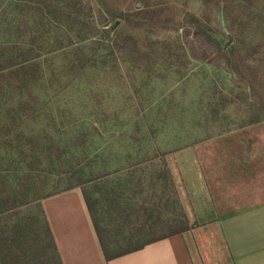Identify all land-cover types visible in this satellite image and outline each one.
I'll return each instance as SVG.
<instances>
[{
  "label": "rangeland",
  "instance_id": "374dc122",
  "mask_svg": "<svg viewBox=\"0 0 264 264\" xmlns=\"http://www.w3.org/2000/svg\"><path fill=\"white\" fill-rule=\"evenodd\" d=\"M39 1L63 25L45 35L82 42L0 76V264L56 262L41 201L73 186L92 199L111 248L138 210L143 235L188 227L202 243L200 174L217 210H231L264 165V0H110L130 10L125 23H104L96 0H29L32 21ZM121 145L158 149L168 175L146 159L117 172Z\"/></svg>",
  "mask_w": 264,
  "mask_h": 264
},
{
  "label": "crops",
  "instance_id": "0c3cea01",
  "mask_svg": "<svg viewBox=\"0 0 264 264\" xmlns=\"http://www.w3.org/2000/svg\"><path fill=\"white\" fill-rule=\"evenodd\" d=\"M263 166L255 168L250 187L239 189L236 198L244 200L231 210H217L205 176L200 174L209 199V223L197 229L203 235L202 243L194 230L195 238L187 230L108 261L80 188L48 195L41 205L62 264H264Z\"/></svg>",
  "mask_w": 264,
  "mask_h": 264
},
{
  "label": "trees",
  "instance_id": "16d2710c",
  "mask_svg": "<svg viewBox=\"0 0 264 264\" xmlns=\"http://www.w3.org/2000/svg\"><path fill=\"white\" fill-rule=\"evenodd\" d=\"M28 3L29 0H0V31H2V35L0 34V76L2 72L8 67L20 65L26 61L39 58L41 56H51L56 55L59 52L62 53L70 46L82 42L81 38L79 39L71 37L69 33H61L62 31L59 33L47 31L48 33L47 35H45V33L41 31L42 29L50 27L53 24L63 27L62 23H60L59 21H52V18L49 17L48 13L43 12L44 5L40 1L35 4L37 6V12L40 13V18L32 21L24 14L25 8H27ZM96 4L99 7L100 17L104 19V23H108V17H115L119 20V23H125L127 18L130 16L129 9L120 10V8H118L117 10V7H112V2L110 0H96ZM182 24V22L178 23V25ZM37 27H40V29H38ZM109 27L110 25L104 24V26L101 28V33L107 35L109 33ZM68 60L69 64L73 67L77 65L75 58H69ZM28 104L31 105V102H29ZM33 105L34 104L32 102L31 110L35 111L36 108L33 107ZM43 105V107H38L37 109H39L40 111L44 110V108L47 109V104L44 103ZM57 132L59 134H62L63 131L59 129ZM59 134H57V136H59ZM52 138L50 139L51 142H53ZM113 149H117L116 151L118 153L119 151H121V160H124L123 162H125L124 169H119L117 170V172L123 173V171L129 170V168L131 167L141 165L143 163L142 160L146 159L149 163L151 161L157 160L154 167L160 165L162 166V168L155 169L160 178L162 177V175L167 176L169 173L165 165V154L160 152L158 149L153 148L152 150H144L140 147L130 149L123 145L113 147L112 150ZM132 157H134L136 160V162L133 164L127 162V160ZM108 176L109 174L107 172V174L103 175L101 178H103L102 180H105ZM74 187L79 186H73L67 189ZM80 190L87 206V210L89 212L90 219L95 230L101 251L107 261L137 251L143 248L145 245L158 241L165 237L188 230V227H178L176 230L170 231L166 235L158 237H148L147 234L143 235L145 232L143 231L144 224L141 222V218L139 219L141 215L139 214L140 210H138L136 220H138L139 222H136L134 224L130 235L125 238V244L117 249L111 248L109 247V243L106 242L105 235L102 232L98 221L96 220L95 211L92 208V199L89 197L87 191L84 188H81ZM142 209L144 210V208ZM142 209L141 211H143ZM161 230L164 229L161 228ZM48 231L50 234L51 246L56 254V262L52 264H62L61 259L57 253L56 245L52 238L51 232L49 229ZM50 263L51 262L48 260L44 264Z\"/></svg>",
  "mask_w": 264,
  "mask_h": 264
}]
</instances>
